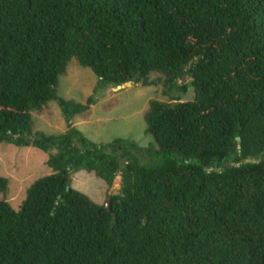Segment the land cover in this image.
<instances>
[{
  "label": "trees",
  "instance_id": "1",
  "mask_svg": "<svg viewBox=\"0 0 264 264\" xmlns=\"http://www.w3.org/2000/svg\"><path fill=\"white\" fill-rule=\"evenodd\" d=\"M74 59L103 87L182 97L189 77L195 98L149 103V149L46 136L34 114L52 102L69 121L96 104L59 94ZM0 144L53 171L18 212L0 201V264H264V0H0ZM73 171L121 175L110 211Z\"/></svg>",
  "mask_w": 264,
  "mask_h": 264
},
{
  "label": "rangeland",
  "instance_id": "2",
  "mask_svg": "<svg viewBox=\"0 0 264 264\" xmlns=\"http://www.w3.org/2000/svg\"><path fill=\"white\" fill-rule=\"evenodd\" d=\"M151 79L158 80V75H153ZM184 83L189 85V91L182 97L181 92H169L163 83L151 87L128 84L118 90L116 86L103 87L91 69L83 68L74 59L68 67L67 76L60 81L59 94L67 101L82 105H86L88 99L93 97L96 104L84 116H76L69 121L59 106L52 102L44 113L34 114L37 131L53 136L75 128L98 145L121 138L149 149L153 143L146 134L145 114L149 103L156 100L175 104L178 103L175 101L178 97L182 98L181 103L192 102L195 90L190 86L191 79L187 77ZM48 159L47 154L35 148L0 144V177L10 181L8 193L6 196L0 195V201L6 200L18 212L26 200L29 188L40 179L53 175L47 166ZM70 187L86 194L98 205L107 206L114 196L121 193V175L117 177L114 186L109 188L94 175L73 171Z\"/></svg>",
  "mask_w": 264,
  "mask_h": 264
},
{
  "label": "water",
  "instance_id": "3",
  "mask_svg": "<svg viewBox=\"0 0 264 264\" xmlns=\"http://www.w3.org/2000/svg\"><path fill=\"white\" fill-rule=\"evenodd\" d=\"M124 86H128V84H125V85H118L116 86L117 87V90L118 89H121L123 88ZM238 141L240 142V138H238ZM121 149V147H120ZM247 163H256L255 160H248ZM227 167L229 168L230 167V164L227 165ZM210 171H216L218 173H222V171L220 169H213V168H209ZM70 188V187H69ZM110 205H111V201L107 204L106 208L110 211Z\"/></svg>",
  "mask_w": 264,
  "mask_h": 264
}]
</instances>
